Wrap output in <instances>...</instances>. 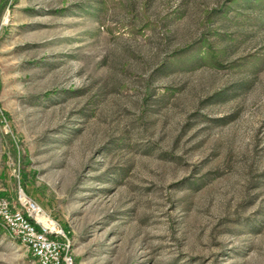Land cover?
<instances>
[{
    "label": "rangeland",
    "instance_id": "374dc122",
    "mask_svg": "<svg viewBox=\"0 0 264 264\" xmlns=\"http://www.w3.org/2000/svg\"><path fill=\"white\" fill-rule=\"evenodd\" d=\"M72 264H264V0H0V198ZM0 264H36L0 230Z\"/></svg>",
    "mask_w": 264,
    "mask_h": 264
},
{
    "label": "built area",
    "instance_id": "2783aa9c",
    "mask_svg": "<svg viewBox=\"0 0 264 264\" xmlns=\"http://www.w3.org/2000/svg\"><path fill=\"white\" fill-rule=\"evenodd\" d=\"M21 204L0 198V230L19 241L36 264H72L71 240L59 221L32 199V207Z\"/></svg>",
    "mask_w": 264,
    "mask_h": 264
},
{
    "label": "bare ground",
    "instance_id": "6f19581e",
    "mask_svg": "<svg viewBox=\"0 0 264 264\" xmlns=\"http://www.w3.org/2000/svg\"><path fill=\"white\" fill-rule=\"evenodd\" d=\"M21 200L26 205H29V206L32 207V205H31V199L28 196H26L24 193L21 195Z\"/></svg>",
    "mask_w": 264,
    "mask_h": 264
}]
</instances>
